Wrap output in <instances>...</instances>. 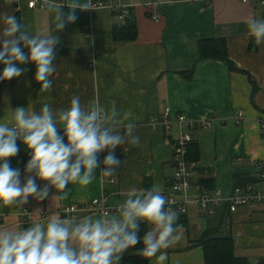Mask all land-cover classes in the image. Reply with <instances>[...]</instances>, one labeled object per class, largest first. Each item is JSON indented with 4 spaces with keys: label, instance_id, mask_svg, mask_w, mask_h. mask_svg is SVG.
<instances>
[{
    "label": "crops",
    "instance_id": "obj_1",
    "mask_svg": "<svg viewBox=\"0 0 264 264\" xmlns=\"http://www.w3.org/2000/svg\"><path fill=\"white\" fill-rule=\"evenodd\" d=\"M124 4L135 12L138 36L133 43L118 45L113 41L114 26L123 23H117L111 10H76L77 20L54 33L60 43L55 49L51 91L40 92L34 63L17 64L23 74L0 88V123L10 122L12 110L18 107L35 112L45 103L54 112L67 108L75 95L82 105L99 101L105 109L115 104L122 113H130L140 145L118 146L114 154L122 163L116 174L102 178L98 168L90 185H69L66 200H52L57 194L52 188L43 201L29 197L21 208L0 207V229L26 228L36 220H46L49 214L67 218L61 211L68 206H81L97 198L118 207L131 187L148 189L159 183L163 194H168L175 172L172 142L163 126L151 125L165 108H170L173 118L183 114L190 122L210 121L208 128L192 133L201 153L199 161H192L197 167V183L212 179L213 189L226 196L239 182L259 180V166L264 163V136L258 122L259 118L264 120V43L258 45L257 52L248 49L253 37L248 34L246 21L249 17L264 19V7L257 0H152L150 6L146 0H124ZM150 12L160 20L153 21ZM4 13L19 17L33 34L47 35L54 27L47 8L38 5L29 9L28 0H0V14ZM2 29L0 22V32ZM219 38L227 41L235 71L221 60L200 59V42ZM23 50L28 53L27 48ZM241 111L246 119L236 125L234 118ZM17 145L19 152L9 158V163L19 169L23 184L34 174L25 172L30 152L22 142ZM123 147L129 151L125 153ZM107 154V150L99 154L101 167ZM36 183L43 188L46 182L36 179ZM26 210L46 213L47 217L25 220L21 213ZM189 210L178 220L184 225L182 240L162 250L167 252L164 264H204L203 250L196 242L207 230H217L223 238L233 237L237 256L250 264L263 256L264 204L240 207L232 214L222 206L212 217L196 207ZM87 215L99 214L87 213L77 219ZM137 247L122 255L136 253ZM150 264H158L155 257Z\"/></svg>",
    "mask_w": 264,
    "mask_h": 264
},
{
    "label": "clouds",
    "instance_id": "obj_2",
    "mask_svg": "<svg viewBox=\"0 0 264 264\" xmlns=\"http://www.w3.org/2000/svg\"><path fill=\"white\" fill-rule=\"evenodd\" d=\"M42 7L54 22L47 35L33 34L15 15L0 14V64L4 65L0 81L21 76L24 70L17 64L34 63L40 92H50V77L56 71L55 49L60 43L54 33L77 20L76 10H92L93 4L91 0H70L67 4L43 0ZM246 23L255 44L264 43V19L249 17ZM135 128L130 113H122L115 104L110 109L99 101L82 105L75 95L67 108L55 112L47 103L39 112L27 107L12 110L11 121L0 123V207L21 208L29 197L43 201L52 188L57 193L52 200H66L71 192L68 186L90 185L98 168L102 178L113 177L122 163L114 150L140 145ZM17 141L30 152L25 172L34 174L23 184L19 169L9 163V158L19 152ZM105 150L108 154L101 167L99 154ZM123 151L127 153L129 147H123ZM188 175L181 165L176 178L185 179L177 188L187 187ZM36 179L46 182L43 188L38 187ZM179 215L163 194L161 184L154 183L148 189L131 187L116 215L107 209L100 215L79 219L49 214L46 220H36L26 228L0 229V264H119L122 254L141 242V256L155 257L158 264H164L167 252L162 250L176 245L184 235ZM141 222L149 226L142 237L138 235Z\"/></svg>",
    "mask_w": 264,
    "mask_h": 264
},
{
    "label": "built area",
    "instance_id": "obj_3",
    "mask_svg": "<svg viewBox=\"0 0 264 264\" xmlns=\"http://www.w3.org/2000/svg\"><path fill=\"white\" fill-rule=\"evenodd\" d=\"M40 0H28L29 9L40 6L42 9L43 2ZM60 4H67L70 0H60ZM203 1V0H196ZM248 0H243L246 3ZM258 4L264 7V0H257ZM93 4V9L88 10L92 12L97 9L107 8L114 13L117 23H125L129 18H131L135 12L133 7H129L124 4V0H91ZM146 5H152V0H146ZM150 18L158 22L160 18L152 14ZM172 111L170 108H165V112L161 117H154L151 121V125L154 127L163 126L166 131L170 134V140L172 142V154H173V167L175 168L173 176V184L169 189L168 194L165 196L171 202V207L180 213L179 216L183 217L190 212L191 207H196L198 210L204 212L208 217L215 216L218 208L222 206H227L229 212L236 213L240 207L253 205L255 203L264 204V163L259 166V174L257 183L239 185L235 187L229 195H223L219 189H208L202 185H199L195 181L196 177V164L189 160V150L191 146L195 143L192 133L194 130L201 128H208L210 126V121L202 122H190L185 115H179L173 118ZM246 119L245 112H238L234 118V123L236 125H241ZM262 136H264V120L259 118L258 120ZM20 142V141H17ZM181 165L184 166L186 172L189 174L186 177L187 187H179L177 185H182L185 178L178 180L176 178V173L180 171ZM117 208L109 206L104 198L93 199L90 203H85L81 206L72 205L61 211V215L66 217H76L87 213L99 214L103 209L111 211V214H117ZM47 217L46 213H33L26 210L21 213V217L25 220H33L35 217ZM122 257V256H121ZM253 264H264V254L261 258H257Z\"/></svg>",
    "mask_w": 264,
    "mask_h": 264
},
{
    "label": "trees",
    "instance_id": "obj_4",
    "mask_svg": "<svg viewBox=\"0 0 264 264\" xmlns=\"http://www.w3.org/2000/svg\"><path fill=\"white\" fill-rule=\"evenodd\" d=\"M18 21L21 20L18 17ZM119 23V22H118ZM138 36V27L136 26V20L134 15L129 18L125 23L115 25L113 29V41L116 44H128L133 43ZM258 45L255 44L254 38L251 39L249 50L251 52H257ZM199 52L201 61L206 60H217L226 62L232 71H235L236 67L231 62L229 57V51L227 47V41L224 38L219 39H206L201 41L199 44ZM3 64H0V72L3 71ZM193 74H186L187 78H190ZM6 83V81H0L1 85ZM0 99H1V89H0ZM62 134V133H61ZM189 160L199 161L201 153L197 144H193L189 150ZM199 185H202L208 189H213L214 181L199 179ZM259 180L257 179H247L245 181L239 182L240 185L254 184ZM183 224V223H181ZM148 230V226L145 223H140V231L138 235L141 237ZM196 245L202 248L204 253V264H250L245 257H239L235 251L234 239L228 236L227 238L220 237L217 230H207L196 242ZM143 248V243H138L137 252L134 254L122 255L119 264H150V259L145 258L139 254V251Z\"/></svg>",
    "mask_w": 264,
    "mask_h": 264
}]
</instances>
